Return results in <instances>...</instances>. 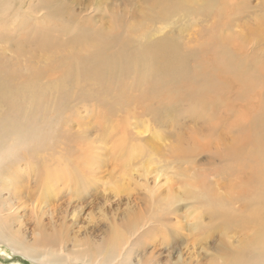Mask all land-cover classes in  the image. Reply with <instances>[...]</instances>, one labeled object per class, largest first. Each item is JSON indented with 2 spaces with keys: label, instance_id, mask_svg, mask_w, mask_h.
<instances>
[{
  "label": "rangeland",
  "instance_id": "rangeland-1",
  "mask_svg": "<svg viewBox=\"0 0 264 264\" xmlns=\"http://www.w3.org/2000/svg\"><path fill=\"white\" fill-rule=\"evenodd\" d=\"M11 2L0 113L80 180L0 213L14 236L85 253L66 264L259 263L241 215L264 192V0ZM0 264L56 263L0 240Z\"/></svg>",
  "mask_w": 264,
  "mask_h": 264
},
{
  "label": "bare ground",
  "instance_id": "bare-ground-1",
  "mask_svg": "<svg viewBox=\"0 0 264 264\" xmlns=\"http://www.w3.org/2000/svg\"><path fill=\"white\" fill-rule=\"evenodd\" d=\"M12 6L13 3L11 2L3 9L0 8V32L2 28L5 27L3 19L10 16L9 10ZM13 26V24L9 25L7 31L12 29ZM247 109L249 108H246V110L244 109L243 113L249 115L250 111ZM11 115L16 118V120L14 118L5 117L3 112L0 113V135H11L10 139L0 143V184L8 196V199L0 209V213L2 215L7 214V216L12 214L16 215L19 211L17 210L18 207L30 205V210L34 214L39 205L43 203L44 206V202L40 200V196L47 198L53 192L58 194L70 185H76L80 180L74 175H70V173H64L67 167L54 166L52 164V158H48L44 155L48 151L51 152L50 146L42 144L41 137L47 136L46 131L42 129L34 131L32 129L30 131V125L27 124L29 123V118L18 120L14 114ZM16 123H18L17 128L15 126ZM34 152H36V154H34ZM71 170L74 169L72 168ZM85 170H87V168ZM92 173L91 170V172H88V175ZM31 186L34 187L32 191L29 190ZM32 192H36L38 197L32 199ZM256 197H259V199L254 200ZM247 199L249 211L246 217L241 215V220L243 224L253 227L251 244L260 250L259 263L254 264H264V251H262L264 249V214L258 211L264 208V192L260 193V195L253 193ZM0 240L10 245L15 251L18 250L31 259H47L56 264H66L68 262L84 260V256H86L85 253H79L73 257H67L64 254V252L67 253L66 249H64L63 252L53 250L47 253L41 252V250L30 242L19 240L15 237L13 231L2 221H0ZM102 253L105 256L107 254L109 255L107 250ZM108 257H104L99 264H109L107 262ZM88 262L89 263H86L93 264L90 260Z\"/></svg>",
  "mask_w": 264,
  "mask_h": 264
}]
</instances>
